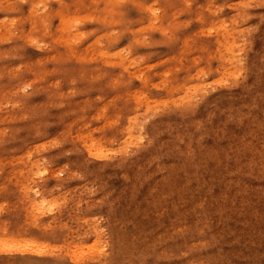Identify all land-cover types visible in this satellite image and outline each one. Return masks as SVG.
I'll list each match as a JSON object with an SVG mask.
<instances>
[{
  "label": "rangeland",
  "instance_id": "rangeland-1",
  "mask_svg": "<svg viewBox=\"0 0 264 264\" xmlns=\"http://www.w3.org/2000/svg\"><path fill=\"white\" fill-rule=\"evenodd\" d=\"M239 2L0 0V264H264V0Z\"/></svg>",
  "mask_w": 264,
  "mask_h": 264
},
{
  "label": "bare ground",
  "instance_id": "bare-ground-1",
  "mask_svg": "<svg viewBox=\"0 0 264 264\" xmlns=\"http://www.w3.org/2000/svg\"><path fill=\"white\" fill-rule=\"evenodd\" d=\"M239 1H240V0H238V3H240ZM239 5H240V4H239ZM207 7H208V6H207ZM152 11H154V10H152ZM150 18H151V17H150ZM62 26H63L62 29L64 30V28H65V30H66V26H67V20H66V19L63 20ZM263 28H264V27H263ZM263 28H262V29H263ZM65 30H64V31H65ZM261 32L264 33V29L261 30ZM261 32H259L258 35H260V36L263 35V34H260ZM260 36H259V37H260ZM261 38H262V37H261ZM261 38H260V39H261ZM256 40H257V38H256ZM257 41H258V40H257ZM219 43H220V42H219ZM226 43H227V42H226ZM228 44H230V46L232 47V45H231L232 43H228ZM234 44H235V42H234ZM223 45L225 46V44L220 43V46H223ZM238 45H239V43H238ZM256 45H257V44H256ZM256 45H255V46H256ZM227 46H228V45H227ZM217 47H218V46H217ZM231 47H229V48H231ZM259 47H260V46H259ZM229 51H230V50H229ZM260 51H261V50H260ZM260 51H258V53H259ZM238 53H239V52H238ZM254 54H255V53H254ZM256 54H257V53H256ZM256 54H255V55H256ZM102 55L105 56L106 54H102ZM114 56H115V57L120 56V57L123 58V59L125 58V55H123V53H122L121 51H120L119 53H115ZM229 57H230V56H228V58H229ZM225 60H226V59H225ZM227 60H228V59H227ZM122 61H123V62H125V61L127 62V59H126L125 61H124V60H122ZM128 61H129V60H128ZM114 62H115V61H114ZM257 62H258V61H257ZM116 63H117V62H116ZM233 65H234V64H233ZM123 66H125V65L123 64ZM224 70H226V68H225ZM232 70H233V69H232ZM229 71H230V70H229ZM234 71H235V69H234ZM227 72H228V70H227ZM230 72L232 73V71H230ZM238 72H239V71H238ZM197 74H198V73H197ZM198 75H199V74H198ZM214 79H215V78H214ZM219 79L222 80V78H219ZM217 80H218V79H217ZM221 80H220V81H221ZM192 84H193V83H192ZM196 84H197V83H196ZM196 84L194 83V85L192 86L193 89H194V88H197V87L200 86V85L197 86ZM206 84H207V83H206ZM195 85H196L197 87H196ZM202 85H203V84H202ZM202 85H201V86H202ZM187 86H188V85H187ZM203 86H205V84H204ZM254 88H256V87H254ZM191 89H192V88H191ZM197 89H198V88H197ZM189 90H190V89H189ZM202 91H203V90H202ZM223 91H224V90H223ZM254 91H255V89H254ZM187 92H188V90H187ZM226 92H227V91H226ZM233 94H234V93H233ZM233 94H232V95H233ZM183 95H184V93H183ZM184 96H185V95H184ZM184 96H183V97H184ZM245 97H246V96H245ZM190 98H191V97H190ZM242 98H243V97H242ZM186 99H187V98H186ZM244 99H245V98H244ZM222 100H223V99H222ZM225 100H226V99H225ZM232 100H233V99H232ZM236 100H237V99H236ZM211 101H212V100H211ZM211 101H210V102H211ZM230 101H231V100H230ZM210 102H209V103H210ZM223 102H224V101H223ZM225 102H226V101H225ZM231 102H232V101H231ZM231 102H229L230 105H231ZM241 102H242V100H241ZM233 103H234V102H233ZM239 103H240V102H239ZM224 104H225V103H224ZM227 104H228V103H227ZM219 105H220V103H219ZM228 105H229V104H228ZM236 105H237V104H236ZM211 106H212V105H211ZM233 106H234V105H233ZM220 108H221V106H220ZM235 110H237V108H236ZM218 111H219V113H221L219 109H218ZM224 111L227 112V110H225V109H224ZM232 112H234V110H233ZM180 113H181V112H180ZM222 114L224 115L223 112H222ZM217 116H218V114H217ZM220 118H221V117H220ZM185 119H186V118H185ZM185 119H184V120H185ZM186 120H187V119H186ZM186 120H185V121H186ZM215 120H216V119H215ZM217 120H218V119H217ZM182 121H183V119H182ZM215 122H216V121H214V123H215ZM212 123H213V122H212ZM229 124H230V123H229ZM209 125H211V124H209ZM190 127H191V126H190ZM211 127H212V126H211ZM130 128H131V127H130ZM127 130H128V129H127ZM197 132H198V131H197ZM129 135H131V134H129ZM194 136H195V135H194ZM209 139H210V138H209ZM91 146H92V148H93L94 150H96V152H99V150H103V147L100 146V145H99L98 143H96V142L93 143ZM238 148H239V147H238ZM92 151H93V150H92ZM103 151H104V150H103ZM100 153H101V151H100ZM89 154H90V153H89ZM96 155H97V154H96ZM97 157H98V156H97ZM31 163H34V162H31ZM36 166H37V165H36ZM35 173H36V172H35ZM38 173H39V172H38ZM32 189H33V188H32ZM35 192H37V191H35ZM42 199H43V198H42ZM44 199H46V198H44ZM44 199H43V200H44ZM36 200H37V199H36ZM36 200H34V203H33V201H32L30 204H31V206H32L33 204H35L34 207L38 208V209H37V212H39L38 210H39V209H42L43 207L40 208V205H38V204L36 203ZM39 200H40V199H39ZM43 200H42V201H43ZM47 200H48V199H46V201H47ZM37 202H38V201H37ZM47 202H48V201H47ZM32 203H33V204H32ZM38 203H39V202H38ZM40 203H41V201H40ZM177 206H178V205H177ZM32 207H33V206H32ZM45 207H46V205H45ZM50 207H51V206H50ZM52 208H53V207H52ZM47 209H48V207H46V210H47ZM44 210H45V208L43 209V212H44ZM49 210H50V209H49ZM40 212H42V211H40ZM43 212H42V213H43ZM47 212H48V211H47ZM44 213H45V212H44ZM38 216H39V214H38ZM174 228H176V227H174ZM4 229H5V228H4ZM141 230H142V229H141ZM173 230H174V229H173ZM173 230H172V231H173ZM170 232H171V231H170ZM20 233H21V232H20ZM141 233H142V231H141ZM21 235H22V234H21ZM21 235L19 234V236H21ZM30 235H31V234H30ZM30 235L28 234V236H30ZM135 235H136V234H135ZM5 237H6V236H5ZM2 238H4V237H2ZM12 238H13V237H12ZM12 238H9V239L11 240ZM16 238H17V237H15V239H16ZM18 238H19V237H18ZM18 238H17L16 240H18ZM33 238H34V237H33ZM5 239H6V238H5ZM5 239H4V241H5ZM15 239H14V240H15ZM19 239H22V237L19 238ZM0 240H1V238H0ZM30 240H31V239H30ZM30 240H29V241H30ZM7 241H8V240H7ZM21 241H24V240L22 239ZM25 241H26V240H25ZM25 241H24V242H25ZM27 241H28V240H27ZM31 241H32V240H31ZM12 242H13V241H12ZM14 242L19 244V241H18V242H17V241H14ZM24 242H22V243H24ZM35 242H36V245H37L38 242H37L36 240H35ZM35 242H34V243H35ZM149 242H150V241H149ZM3 243H4V242H3ZM32 243H33V242H32ZM32 243H31V244H32ZM7 244H8V243H7ZM29 244H30V242H29ZM29 244H28V246H29ZM95 244H96V243H95ZM2 245H3V244H2ZM8 245H9V244H8ZM24 245H25V244H24ZM36 245H34V246L36 247ZM145 245H146V244H145ZM0 246H1V245H0ZM10 246H12V245H10ZM13 246H16V244H15V245L13 244ZM20 246H22V244H20ZM20 246H19V249H20ZM37 246H39V245H37ZM7 247H8V246H7ZM17 247H18V246H17ZM32 247H33V246H32ZM149 247H151V246H149ZM5 248H6V246H5ZM13 248H14V247H13ZM22 248H23V246H22ZM33 248H34V247H33ZM33 248H31V249H33ZM37 248H38V247H37ZM39 248H40V247H39ZM88 248H89V247H88ZM8 249H9V251H10V247H8ZM11 249H12V248H11ZM24 249H25V247H24ZM42 249H43V247H42ZM45 249H46V248H45ZM45 249H44V250H45ZM81 249H83V247H82ZM81 249H79V250H81ZM162 249H163V248H162ZM26 250H27V249H26ZM28 250H29V248H28ZM35 250H36V249H35ZM44 250H43V251H44ZM2 251H5V249L2 250ZM36 251H39V249L36 250ZM36 251H34V252H36ZM41 251H42V250H41ZM46 251H47V250H45V252H46ZM181 251H182V250H181ZM0 252H1V248H0ZM7 252H8V251H7ZM45 252H44V253H45ZM42 253H43V252H42ZM42 253H40V255H41ZM75 253H76V252H75ZM78 253H79V252H78ZM78 253H76V254H78ZM80 253H81V252H80ZM160 253H163V252L161 251ZM83 254H84V251H83ZM85 254H86V253H85ZM210 254H212V253H210ZM43 255H44V254H43ZM81 255H82V253H81ZM78 256H79V257H82L83 255H82V256L78 255ZM211 258H213V257L211 256ZM81 259H83V258H81ZM203 259H204V258H203ZM201 261H203V260H201ZM196 263H197V262H196ZM207 263H208V262H207ZM189 264H190V263H189Z\"/></svg>",
  "mask_w": 264,
  "mask_h": 264
}]
</instances>
